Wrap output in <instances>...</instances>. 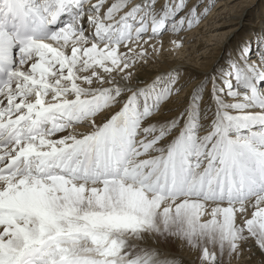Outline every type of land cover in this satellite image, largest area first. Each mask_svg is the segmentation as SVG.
Listing matches in <instances>:
<instances>
[{"label": "snow or ice", "instance_id": "1", "mask_svg": "<svg viewBox=\"0 0 264 264\" xmlns=\"http://www.w3.org/2000/svg\"><path fill=\"white\" fill-rule=\"evenodd\" d=\"M208 11L0 0V264H264V29L149 67Z\"/></svg>", "mask_w": 264, "mask_h": 264}, {"label": "rangeland", "instance_id": "2", "mask_svg": "<svg viewBox=\"0 0 264 264\" xmlns=\"http://www.w3.org/2000/svg\"><path fill=\"white\" fill-rule=\"evenodd\" d=\"M195 1L196 0H188L189 7H191ZM216 1L217 0H211L207 3L209 11L202 17L198 25L209 18L211 9H213L216 5ZM196 3L199 4L200 10L202 11L205 7L203 4L206 3V0H197ZM236 5L237 6L233 11H228L225 8L224 11H222L224 16L228 18V24L217 28H212L210 31L205 33L204 37L196 42L198 45L196 48L197 51L193 53L191 50L190 55L184 57L185 59L191 57L195 67L205 69L208 68L206 66L209 65V62H212L213 65L214 61L222 60L230 48H233L240 41L264 29V10L262 9L264 0H237ZM201 6L203 7L201 8ZM213 16L214 15L212 14L211 17ZM198 25H194L191 29H186L181 34L194 31ZM166 34L168 33H165L164 35ZM199 37L200 36H195V39ZM179 51V49L166 50L164 52L166 53L165 58H162V61H159L158 59L157 63L154 65V68H160V66L166 64V62L170 63L169 65H175L174 62H178V60L181 61L180 58L182 56L179 55ZM194 258L198 264L197 253L194 254ZM258 259L259 258L257 257V260ZM185 264H190L189 260L186 258ZM233 264H236V262L234 261Z\"/></svg>", "mask_w": 264, "mask_h": 264}, {"label": "bare ground", "instance_id": "3", "mask_svg": "<svg viewBox=\"0 0 264 264\" xmlns=\"http://www.w3.org/2000/svg\"><path fill=\"white\" fill-rule=\"evenodd\" d=\"M197 1V0H196ZM195 1V3H196ZM211 0H206V3L203 4L204 6H207L208 2H210ZM262 1V0H261ZM237 0H217L216 1V5L214 6L213 9H211V12L209 14V18L204 21L203 23H201L200 25L197 26V28L189 33H185V34H180V38H182L183 40V46L181 49H179V55L182 56L180 59L181 61L178 60V62H174L175 65H169L170 63L166 62V64L160 66V67H179L181 69H184L183 71L191 74V75H197L200 72H202L203 70H205V68H197L195 67V65H193V60L191 57H189L188 59H185V56H189L191 53V50L193 53H195L197 50V43L201 38L204 37V34L207 33L208 31H210L212 28H217L220 27L222 25L228 24V18L226 16H224V14L222 13V11H224V8L227 9L228 11H233L235 9V7L237 6ZM260 5V4H259ZM203 6H201L202 8ZM262 9L264 10V5L262 6ZM214 15L213 17H211V15ZM219 23V24H218ZM233 32V30H232ZM195 36H200L199 38L195 39ZM177 38L171 34H166L163 36V40H164V46L166 50H178V49H172L171 45L169 43V41L171 39ZM248 38V37H247ZM195 39V40H194ZM176 52V51H175ZM166 53H161L159 56V61H162V58H165ZM165 63V62H164ZM155 64H150L149 67L150 68H154ZM212 66V62H209V65H207L206 67H210ZM80 130H84L83 127L80 128ZM196 252H189L187 250H185L183 252V256L189 260L190 264H197V262L194 260V254Z\"/></svg>", "mask_w": 264, "mask_h": 264}]
</instances>
